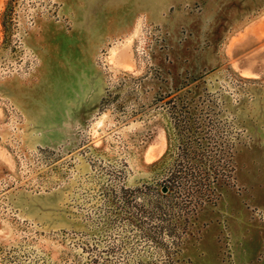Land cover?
I'll return each instance as SVG.
<instances>
[{
    "label": "rangeland",
    "instance_id": "rangeland-1",
    "mask_svg": "<svg viewBox=\"0 0 264 264\" xmlns=\"http://www.w3.org/2000/svg\"><path fill=\"white\" fill-rule=\"evenodd\" d=\"M257 90L264 0H0V264H264Z\"/></svg>",
    "mask_w": 264,
    "mask_h": 264
},
{
    "label": "crops",
    "instance_id": "crops-1",
    "mask_svg": "<svg viewBox=\"0 0 264 264\" xmlns=\"http://www.w3.org/2000/svg\"><path fill=\"white\" fill-rule=\"evenodd\" d=\"M163 5H165V3H162ZM161 5V4H159ZM128 6L130 7V11L132 12V17L131 18H125L122 22H123V27L125 28H131L135 25V22H137L139 19V14L141 13H145V12H149L150 10V4L149 2L147 4L143 3V4H137V5H133V4H128ZM128 10V9H127ZM136 16V18H135ZM162 17V16H160ZM87 44V43H86ZM86 44L84 47L85 50V56H84V62H86ZM77 45H74L73 47V51H72V59L76 60V57L78 56L76 48ZM82 48L79 45V49ZM82 54V53H80ZM80 58L83 56H79ZM82 60V61H83ZM258 91V90H257ZM78 96V95H77ZM76 95L68 96V104H69V111H68V116L69 117H74L78 115V111L85 109V103L80 102V98H78ZM255 100H254V107H253V111L251 114V119L250 121H247L248 127L250 129V131L255 134V136H260V133H262L264 131V93L261 92H257L255 95ZM62 109L60 108L58 111H61Z\"/></svg>",
    "mask_w": 264,
    "mask_h": 264
}]
</instances>
